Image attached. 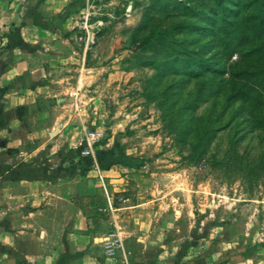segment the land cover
<instances>
[{"label": "rangeland", "instance_id": "1", "mask_svg": "<svg viewBox=\"0 0 264 264\" xmlns=\"http://www.w3.org/2000/svg\"><path fill=\"white\" fill-rule=\"evenodd\" d=\"M257 5L89 0L77 28L97 68L78 96L88 130L104 133L95 144L154 185V198L169 192L182 228H203L186 234L190 245L221 248L220 264L264 257V91L250 89L264 79Z\"/></svg>", "mask_w": 264, "mask_h": 264}, {"label": "crops", "instance_id": "2", "mask_svg": "<svg viewBox=\"0 0 264 264\" xmlns=\"http://www.w3.org/2000/svg\"><path fill=\"white\" fill-rule=\"evenodd\" d=\"M84 3L0 0V264H123L124 251L130 264H220L221 248L190 245L203 228H182L169 192L154 198L118 156L87 146L78 96L97 68L77 36ZM112 233L124 250L109 252Z\"/></svg>", "mask_w": 264, "mask_h": 264}, {"label": "built area", "instance_id": "3", "mask_svg": "<svg viewBox=\"0 0 264 264\" xmlns=\"http://www.w3.org/2000/svg\"><path fill=\"white\" fill-rule=\"evenodd\" d=\"M86 6L87 7L84 9V11L82 13H84L85 11L87 13L89 12V0H87ZM86 24H87V22L83 21L81 26L86 27ZM103 137H104V133L101 131H98V130L88 131L87 135H86V144H87V146H89V148H91L97 141L101 140ZM97 170L99 172V177H100L101 181L105 184L104 176L101 174V171L99 170V168H97ZM110 209H112V205H110ZM107 240H109V242H110V244L108 245L109 252L113 251L114 247H118V246L123 247L122 239L116 233H112L110 235V237H108ZM123 250H124V247H123ZM123 264H130V260L128 258V253L126 251H124V263Z\"/></svg>", "mask_w": 264, "mask_h": 264}, {"label": "trees", "instance_id": "4", "mask_svg": "<svg viewBox=\"0 0 264 264\" xmlns=\"http://www.w3.org/2000/svg\"><path fill=\"white\" fill-rule=\"evenodd\" d=\"M262 4H264V0H258L257 8L255 9V11H252L251 15L249 16L250 18H252V20L259 21V26H258V32L259 33L264 32V17L262 15L263 10L261 9ZM223 7H225V6H223ZM260 81L252 82L250 89L251 90L264 91V79H261Z\"/></svg>", "mask_w": 264, "mask_h": 264}]
</instances>
